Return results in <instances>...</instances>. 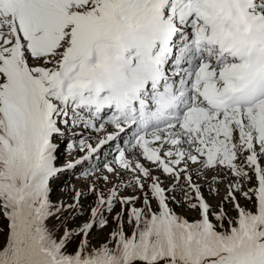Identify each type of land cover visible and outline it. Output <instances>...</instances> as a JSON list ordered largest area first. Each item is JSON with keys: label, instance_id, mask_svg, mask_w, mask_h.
<instances>
[{"label": "snow or ice", "instance_id": "1", "mask_svg": "<svg viewBox=\"0 0 264 264\" xmlns=\"http://www.w3.org/2000/svg\"><path fill=\"white\" fill-rule=\"evenodd\" d=\"M166 2L0 0V264H264V108L253 114L225 103L248 63L216 38L218 0L182 5L199 39L216 46L214 61L190 78L183 110L127 144L118 116L110 133L97 121L81 128L73 117L72 128L104 135L93 145L74 134L80 139L64 148L62 101L98 89L123 38L155 21ZM235 2L264 26V0ZM158 103L163 110L173 100ZM72 150L83 155L64 159ZM86 160V189L70 184L72 202L54 203L53 182L59 188ZM225 181L214 203L213 186ZM86 204L80 230L65 227L63 213H82ZM108 217L115 227L94 242L91 225L110 227Z\"/></svg>", "mask_w": 264, "mask_h": 264}, {"label": "clouds", "instance_id": "2", "mask_svg": "<svg viewBox=\"0 0 264 264\" xmlns=\"http://www.w3.org/2000/svg\"><path fill=\"white\" fill-rule=\"evenodd\" d=\"M212 8L216 38L238 49L248 63L247 78L236 82L235 90L224 98L225 103L229 107L239 105L245 112L251 108L253 114H258L264 108V26L253 20L246 10L242 11L235 0H221ZM211 27L210 24L209 36Z\"/></svg>", "mask_w": 264, "mask_h": 264}, {"label": "rangeland", "instance_id": "3", "mask_svg": "<svg viewBox=\"0 0 264 264\" xmlns=\"http://www.w3.org/2000/svg\"><path fill=\"white\" fill-rule=\"evenodd\" d=\"M191 30H192V33H194V35L192 36L190 34V35H188V37H194L195 36L194 30L193 29H191ZM207 56H208V54H207ZM209 56H212V55H209ZM209 56L207 58H209ZM93 101H94L93 97L85 99V96L81 97L79 95L78 96H69V97H67L66 100L62 101L64 104H66V106H67L66 110L69 114V116H68L69 124L67 125L68 129L66 131V138H65V145H64L65 150L68 149V144H67L68 138H74L77 140L80 139V135L74 136V134L80 133L82 135L86 134L87 136H91L93 138L91 141V143H93V145H95L103 137V135H104L103 131L95 132V131H92L91 129H87V128L85 129L84 133H81V131H82L81 128H84L85 124L91 125L93 123V121H97V122L102 123L104 125L105 129L107 130V132H109V133L115 130L113 127V123H114L113 119L107 120V118H104V115H101V111L97 110L96 103H92ZM73 117H77L78 123L81 120L84 121V123L81 124V128H72L71 127ZM120 120L124 123V125L126 127L125 122H127V120L126 119H120ZM130 127H131V125H130ZM125 130H126V128H125ZM127 133H128V131H127ZM121 135H125V133H121ZM128 136H129V134L124 136L125 144L129 143L127 141ZM133 137H134V135H133ZM119 143L120 142L117 141L118 145H119ZM106 150H107V146H105V149H102L101 151L103 154H106ZM79 155H83V153L79 152V150H72L70 152V154L65 155L64 159L71 160L73 157H78ZM101 158H102V156H101ZM88 164H89V161L86 160V161H84V167L83 168H81L80 165H77V168L72 169V173L74 175H67V178L64 180V183L60 184L59 188H55V182H53V189L55 191V195L52 196L51 199L53 200L54 203L58 199H62L66 203H69V204L72 202V198L74 195H76V193L70 191V189H69L70 184H75L77 189H86L87 184L92 179V177L86 175V169H87ZM77 169H79V171H77ZM212 175L213 174L211 172H209L207 178H211ZM169 183H170V181H169ZM226 184H227V182L225 181L224 183L213 186V187L218 188V190H219V195L214 200V203H219V197L224 196L226 194V191H227ZM109 187H111V186H109ZM121 187L123 188V185H121ZM84 194L89 201H92L95 199V194L88 196L86 191ZM125 194H131V191L130 190L126 191ZM241 203H244V201L241 200ZM116 210H119V205H116ZM229 211H231L230 206H229ZM232 214L235 215L234 212ZM189 215H191V214H189ZM61 219L64 221L65 227H69V228L74 229V230H80V226L82 224H85V222L89 220V211L87 210V204L85 205V210L82 213L76 212L75 210H73V212L71 214L69 212H64L63 215L61 216ZM108 219L110 222V227H107V228L100 227L99 221L96 224L91 225L92 231H91V233H89V236L94 242H98V240H102L103 238H105L107 236L108 232L111 230V228L115 227V225H111V217H108ZM125 227H126V229H128L130 231V228H128L127 224L125 225ZM60 230L62 232L63 227H61Z\"/></svg>", "mask_w": 264, "mask_h": 264}, {"label": "bare ground", "instance_id": "4", "mask_svg": "<svg viewBox=\"0 0 264 264\" xmlns=\"http://www.w3.org/2000/svg\"><path fill=\"white\" fill-rule=\"evenodd\" d=\"M143 30V28L142 29H140V31H142ZM137 34H138V31H135V32H132V33H129L128 35H127V37H126V39H125V44L127 45V46H131V45H134L135 44V41H136V36H137ZM198 44H199V42H197ZM205 44H208V45H210L211 46V44H209V43H205ZM121 49H123V48H121ZM212 49V48H211ZM186 53V51L184 50V51H181V53L179 52V54H178V58H179V64L183 67V68H188L187 69V77H189V75H190V68L192 67V65H193V62L192 61H190V62H188L187 63V65L186 66H184L185 65V63L187 62L186 61V59L185 58H181L184 54ZM211 54H216V48H213V50H212V52H211ZM215 58V57H214ZM186 99H187V101L190 99V94L189 95H186ZM181 110H183V107L181 108H179L177 111H175L174 113H179ZM144 116H146V114L144 115ZM171 116H160V115H158V114H156L155 113V115H153V116H150V117H147L146 116V118H144L143 119V121H142V123L146 126V127H148V129H151L150 128V126L152 125V124H156V123H158V125H160L161 123H163V121L164 120H166V119H168V118H170ZM157 127V126H156ZM126 128V130L128 131V132H130L131 130H135V127H133L132 125H131V127H130V125H128L127 127H125ZM155 128V127H154Z\"/></svg>", "mask_w": 264, "mask_h": 264}]
</instances>
